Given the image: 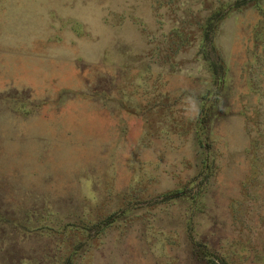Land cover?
<instances>
[{"label":"rangeland","instance_id":"obj_1","mask_svg":"<svg viewBox=\"0 0 264 264\" xmlns=\"http://www.w3.org/2000/svg\"><path fill=\"white\" fill-rule=\"evenodd\" d=\"M0 264H264V0H0Z\"/></svg>","mask_w":264,"mask_h":264},{"label":"trees","instance_id":"obj_2","mask_svg":"<svg viewBox=\"0 0 264 264\" xmlns=\"http://www.w3.org/2000/svg\"><path fill=\"white\" fill-rule=\"evenodd\" d=\"M206 38H207V37L204 38V41H205Z\"/></svg>","mask_w":264,"mask_h":264}]
</instances>
